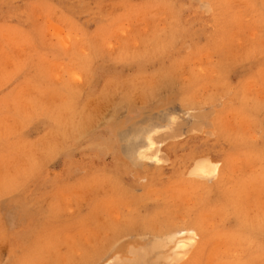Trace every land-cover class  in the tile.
<instances>
[{
    "label": "rangeland",
    "instance_id": "1",
    "mask_svg": "<svg viewBox=\"0 0 264 264\" xmlns=\"http://www.w3.org/2000/svg\"><path fill=\"white\" fill-rule=\"evenodd\" d=\"M122 258L264 264V0H0V264Z\"/></svg>",
    "mask_w": 264,
    "mask_h": 264
},
{
    "label": "bare ground",
    "instance_id": "2",
    "mask_svg": "<svg viewBox=\"0 0 264 264\" xmlns=\"http://www.w3.org/2000/svg\"><path fill=\"white\" fill-rule=\"evenodd\" d=\"M171 125H172V124H171ZM171 125H170V126H171ZM152 127H153V126H152ZM154 127H155V126H154ZM150 135H151V134H150ZM150 135L147 136L148 143H149L150 140H151V136H150ZM143 140H144V139H143ZM152 143H153V142H152ZM152 143H151V144H152ZM133 152H134V151H133ZM137 153H139L140 156L142 155L140 151H137ZM202 171H203V170H202ZM163 241H164V240H163ZM151 242H152V241H151ZM156 242L158 243V240H156ZM156 242L153 241V242H152L153 244H151V245H152V246H156V245H157ZM155 244H156V245H155ZM146 245H149V244H146ZM159 245H161V244H159ZM149 246H150V245H149ZM157 246H158V245H157ZM161 246H162V245H161ZM146 248L149 249L150 247L145 246L144 249H141V251L145 252V254H147L146 251H145ZM151 248H152V247H151ZM155 248H157V247H155ZM155 248H154L153 250L156 251ZM157 249H159V246H158ZM128 250H129V249H128ZM132 250H133V249H132ZM132 250H130V253L133 252L135 249H134L133 251H132ZM137 251H138V250H137ZM137 251L135 250V252H137ZM141 251L139 250L138 253L141 252ZM150 251H151V250H149V253H150ZM155 251H154V252H155ZM135 252H133V254H135ZM143 252H141L142 255L144 254ZM128 253H129V251H128ZM130 253H129V254H130ZM155 253H156V252H155ZM137 255H138V254H137ZM139 255H140V254H139ZM139 255H138V258L140 257ZM147 255H148V254H147ZM147 255H145V256H147ZM159 255H160V254H159ZM159 255H157V258L160 260V259H162V258H159V257H158ZM143 256H144V255H143ZM155 257H156V256H155ZM157 258H155V260H157ZM139 259H140V258H139ZM141 259H142V257H141ZM141 259H140V260H141ZM122 260H124V262H125V258H122ZM122 260H120V261H122ZM127 260H128V259H127ZM132 260H133V258H132ZM135 260H136V259H135ZM140 260H139V261H140ZM142 260H145V257H144V259H142ZM142 260L140 261V263L142 262ZM163 260H164V259H163ZM120 261H119L118 264H120ZM130 261H131V260H130ZM150 261H151V260H150ZM152 261H153V260H152ZM135 262H136V261H135ZM137 262H138V261H137ZM143 262H144V261H143ZM148 262H149V261H148ZM157 262H158V261H157ZM122 263H123V262H122ZM122 263H121V264H122ZM131 263H132V262H131ZM131 263H130V264H131ZM133 263H134V262H133ZM138 263H139V262H138ZM145 263H146V262H144L143 264H145ZM116 264H117V263H116ZM125 264H127V261L125 262ZM134 264H136V263H134ZM155 264H158V263H155Z\"/></svg>",
    "mask_w": 264,
    "mask_h": 264
}]
</instances>
